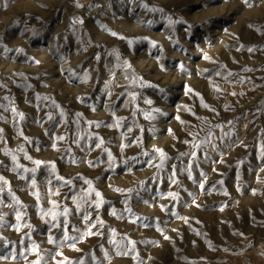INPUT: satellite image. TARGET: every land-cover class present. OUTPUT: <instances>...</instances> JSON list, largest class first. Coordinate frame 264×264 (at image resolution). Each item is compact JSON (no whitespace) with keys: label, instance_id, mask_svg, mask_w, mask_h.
I'll return each mask as SVG.
<instances>
[{"label":"rangeland","instance_id":"1","mask_svg":"<svg viewBox=\"0 0 264 264\" xmlns=\"http://www.w3.org/2000/svg\"><path fill=\"white\" fill-rule=\"evenodd\" d=\"M0 177V264H264V0H0Z\"/></svg>","mask_w":264,"mask_h":264},{"label":"snow or ice","instance_id":"2","mask_svg":"<svg viewBox=\"0 0 264 264\" xmlns=\"http://www.w3.org/2000/svg\"><path fill=\"white\" fill-rule=\"evenodd\" d=\"M81 22H82V21H81ZM113 35H115V33H113ZM251 50H252V49H249V51H251ZM201 99H202V98H201ZM148 102L151 103V101H148ZM203 106H204V107H209L207 104H203ZM77 115H80V114H77ZM21 118H23V114H21ZM217 127H221V126H220V125H217ZM129 130H130V129H129ZM61 139H63V137H61ZM101 143H103L102 140H101ZM185 143H188V141H185ZM97 147H99V144L97 145ZM193 147L198 148L199 145H193ZM157 151H159L160 156H161L162 158H164V159L167 158V157H166V154L163 152V150H159V149H158ZM9 154H10V153H9ZM181 155H187V153H182ZM192 155L195 156V155H196L195 152H193ZM109 157L111 158V153H109ZM27 158H28V159H31V157H27ZM12 159H13V161H15V160H16V156L13 155V156H12ZM35 163H36V164H40L41 162H40V161H35ZM162 164H163V161H162V163H161L160 166H162ZM53 168H54V165H53ZM25 171H27V169H26ZM2 179H3V177H0V180H2ZM60 179H62V178H60ZM5 183H7V181H5ZM33 183H35L34 180H33ZM68 183H70V182H68ZM87 183L91 184L90 181H87ZM93 191H95V190H94V189H90V190H89V195H91V193H92ZM118 191H122V190H119V189H118ZM129 191H131V190H129ZM56 194H58V193H56ZM95 195H96L97 197H100V196H101V193H100L99 191H95ZM13 198L15 199V197H13ZM17 203H19V201H17ZM100 203H102V200L100 201ZM97 206H99V204H98ZM129 211H130V209H129ZM67 213H68V209L65 208V209L63 210L62 213H46V214L51 215L52 220H53V221H56L58 215H63V216L66 217V216H67ZM113 214H115V213L113 212ZM16 218H17L18 221L21 220V213H20V212H17V214H16ZM84 219H85V221H87V220L89 219V217L85 216ZM53 226H55V225H53ZM94 226H95V225H92V227H94ZM88 234L91 235V234H94V233H92L91 230L89 229ZM166 238H167V237H166ZM50 242H51V238H50ZM36 264H39V261H37Z\"/></svg>","mask_w":264,"mask_h":264}]
</instances>
